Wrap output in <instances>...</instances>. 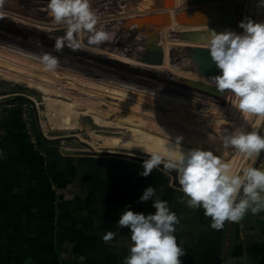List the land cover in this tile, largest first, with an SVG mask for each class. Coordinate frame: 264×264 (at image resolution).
Returning <instances> with one entry per match:
<instances>
[{"label": "crops", "instance_id": "0c3cea01", "mask_svg": "<svg viewBox=\"0 0 264 264\" xmlns=\"http://www.w3.org/2000/svg\"><path fill=\"white\" fill-rule=\"evenodd\" d=\"M13 82L58 98L68 94L43 82L35 87ZM11 95L0 87V120L6 129L0 144V264H123L131 233L118 227V221L128 208L155 213L152 200L139 199L150 186L156 191L154 199L167 201L180 220L174 235L185 252L182 264H264V211L249 212L239 222H225L215 230L204 210L188 207L184 194L156 168L143 177V168L121 160L94 161L61 154L53 142L31 143L20 109L12 106L16 101L8 99ZM45 102L47 115L60 113L51 111L58 110L56 103ZM205 102L216 120L223 117L215 124L222 129L257 127L264 118L245 117L232 104ZM228 106L238 111L233 122L229 119L231 124L223 121L229 117ZM209 141L208 149L223 153L220 143ZM228 156L246 166L241 154L229 150ZM257 168L264 170V159ZM109 231L116 236L105 242L102 237Z\"/></svg>", "mask_w": 264, "mask_h": 264}, {"label": "rangeland", "instance_id": "374dc122", "mask_svg": "<svg viewBox=\"0 0 264 264\" xmlns=\"http://www.w3.org/2000/svg\"><path fill=\"white\" fill-rule=\"evenodd\" d=\"M244 1L238 2L243 5ZM48 2L49 0H6L0 11L2 22L0 28L20 32L24 37L29 38V41H31L30 37H33L42 45L48 44L50 48H54L55 37L62 35L52 33L54 36L52 38L40 33L52 32L65 26L53 23L48 15ZM114 3L116 5H113ZM90 4L100 18L97 28L109 32L111 39L98 47H89L88 34L82 33L81 40L85 43V48L72 51L65 46L61 52H56L54 49V53L68 56L66 59L70 61L89 57L93 59L91 61L100 62L99 64H102L106 71H112L111 69L116 72L127 71L130 77L117 84L98 89L63 90L52 82L0 72V77H8L11 80L0 78V87L13 93L14 96L8 98L13 102L16 101L12 106L18 109L21 104L16 100L17 97L21 98L18 95L31 96L35 102L28 100L29 104H27L31 107L32 114L38 122L43 121L45 130L54 137L53 143L61 154L65 151H81L86 153L71 155L94 161L121 160L137 168H143V160H147L152 153H159L166 160L172 147H175L173 155L181 150L189 151L195 148L210 150L207 141L210 136L217 135L215 124L223 117L216 120L213 117L214 111L209 114L205 101L227 105L232 104V101L229 99L212 101L205 98L209 89L215 88L208 86L206 81L215 75L206 73L192 54V49L197 45L180 42L173 32L204 28L164 29L161 33L163 47L161 53L146 49L147 32H140L137 35L135 28L127 25L131 18L142 16L145 12L144 9L139 10L137 0H90ZM180 9H182L181 5L174 11ZM240 29V27L236 29L237 34ZM142 44L146 47H142ZM90 53L91 55H86ZM154 63L158 65H153ZM165 63L168 66L163 68ZM13 81H26L32 83L33 87L43 82L44 85L50 84L52 89L66 91L68 94L58 98L38 90L25 89ZM191 83L196 85L195 88L185 86ZM22 99L27 100L25 97ZM45 99L57 104L58 110L51 111L60 113L47 115ZM227 114L229 117L223 121L231 124L229 119L233 122L232 118L238 114V111L228 106ZM238 127L248 131L257 130L264 136V118L257 127L229 125L224 129L231 132ZM24 133H26L25 128ZM177 137H182L179 145H175ZM217 140L210 139L209 142L213 144L214 141L218 144ZM213 152L215 155H222ZM222 158L236 173H242L241 168L255 167L258 161V158H246V167L229 156ZM161 172L172 185L171 177Z\"/></svg>", "mask_w": 264, "mask_h": 264}, {"label": "clouds", "instance_id": "9594fccd", "mask_svg": "<svg viewBox=\"0 0 264 264\" xmlns=\"http://www.w3.org/2000/svg\"><path fill=\"white\" fill-rule=\"evenodd\" d=\"M6 0H0L2 11ZM264 7V0H260ZM48 15L53 23L64 25V35L55 37L54 49L61 52L65 46L72 51L86 47L81 34L87 33V46L98 47L111 39L104 29H98L99 16L93 11L90 0H49ZM242 34L231 30L217 33L208 30L207 49L220 75L207 79V85L215 87L221 94L234 97L232 107L248 118L264 117V22L251 19L241 21ZM47 73L56 74L60 67L58 57L44 53L36 57ZM222 155L199 148L169 151L167 159L152 153L143 163L141 176H149L163 164L166 170L177 173L180 191L187 198L190 208H202L204 215L211 218V227L223 228L225 222H239L249 212L264 211V170L247 167L236 173L222 157L233 150L247 159L258 158L264 152V136L257 130L247 131L242 127L231 132L215 128ZM182 137H177L179 145ZM155 188L147 187L140 202L152 200L154 214L134 212L130 208L122 212L118 227L130 229L129 255L123 264H182L184 249L174 235L180 220L170 211L167 201L154 199ZM116 233L109 231L102 239L113 240Z\"/></svg>", "mask_w": 264, "mask_h": 264}, {"label": "water", "instance_id": "95a60500", "mask_svg": "<svg viewBox=\"0 0 264 264\" xmlns=\"http://www.w3.org/2000/svg\"><path fill=\"white\" fill-rule=\"evenodd\" d=\"M139 10L144 9L142 16L131 18L128 26L135 28V34L147 32L145 36L148 50H157L162 53L161 33L166 28L182 27L188 29L204 28L199 30L173 31L174 36L180 42L197 45L192 49V54L202 65L206 73L215 76L220 75V70L212 61L207 49L208 30H215L217 33L231 30L236 33L239 27L240 4L236 0H137ZM144 4V5H143ZM179 5L182 9L178 10ZM177 8V9H176ZM174 11V12H172ZM208 27L209 29H205ZM52 33L64 35V28L56 30L42 31L40 34L52 36ZM215 89V88H214ZM66 154H81L86 152L65 151ZM264 158V152L258 157L255 165L257 168ZM145 160H143L144 162ZM161 171L171 177L172 186L180 189L177 180V173L174 170H166L163 164L158 167Z\"/></svg>", "mask_w": 264, "mask_h": 264}, {"label": "bare ground", "instance_id": "6f19581e", "mask_svg": "<svg viewBox=\"0 0 264 264\" xmlns=\"http://www.w3.org/2000/svg\"><path fill=\"white\" fill-rule=\"evenodd\" d=\"M236 1L238 2L239 0ZM246 7L247 9L250 7L251 13H249V9L247 10ZM239 18V22L248 19L258 23L264 22V7L260 6V0H245L240 10ZM238 33L242 34L243 29L241 28ZM30 38L31 41H29V38H26V36L24 37L20 32L0 28L1 73L52 82L63 90H70L72 88L82 90L98 89L117 84L130 77L127 71L116 72L113 69H111L112 71H106L104 69L105 67L102 64H99L100 62L96 60L91 61L93 59H90L89 57H84L86 59L77 58L75 61H70V59H66L68 56H60L57 53H54V48H50L48 44L42 45V43L33 37ZM44 53H50L53 56L58 57L60 67L56 74L47 73L42 70V66L36 57L43 55ZM79 55L84 56L82 53ZM86 55H91V53ZM92 55L96 56L97 54ZM148 64L150 63L148 62ZM153 65L158 64L154 63ZM167 66L168 64L165 63L163 68H166ZM135 76L139 77L137 75ZM185 86L195 88L196 85L191 83L185 84ZM205 98L212 101H220L222 99L234 100V97L227 94H221L214 89H209Z\"/></svg>", "mask_w": 264, "mask_h": 264}, {"label": "built area", "instance_id": "2783aa9c", "mask_svg": "<svg viewBox=\"0 0 264 264\" xmlns=\"http://www.w3.org/2000/svg\"><path fill=\"white\" fill-rule=\"evenodd\" d=\"M248 9H249V13H251L250 7H248ZM12 96H14V95H12ZM18 96H21V98L25 97L27 99L26 101L31 100V101L35 102L33 100V98H31V96H26L24 94L23 95H18ZM28 104H20L18 106V108L20 109V114H21V118H22V120H21L22 121V126L26 129V134L31 139L33 144H37V138L35 137L34 131L32 129V123L30 121L31 120V116H32L31 107ZM36 123H37V128H38L39 134H41V136L45 140H47V141H55L54 137H52L50 135V133H48L45 130V125H44L43 121H39V122L37 121ZM5 136H6V129H5V126H4L3 122L0 120V144L3 143V141L5 139Z\"/></svg>", "mask_w": 264, "mask_h": 264}, {"label": "trees", "instance_id": "16d2710c", "mask_svg": "<svg viewBox=\"0 0 264 264\" xmlns=\"http://www.w3.org/2000/svg\"><path fill=\"white\" fill-rule=\"evenodd\" d=\"M34 115H32L31 116V123H32V129H33V131H34V134H35V137L37 138V140L38 141H40V142H55V141H47V140H45L42 136H41V134H39V132H38V128H37V123L35 122V120H34Z\"/></svg>", "mask_w": 264, "mask_h": 264}, {"label": "flooded vegetation", "instance_id": "af4514ba", "mask_svg": "<svg viewBox=\"0 0 264 264\" xmlns=\"http://www.w3.org/2000/svg\"><path fill=\"white\" fill-rule=\"evenodd\" d=\"M113 5H116V4L114 3ZM110 10H111V11L113 10V6H112V7H110Z\"/></svg>", "mask_w": 264, "mask_h": 264}]
</instances>
